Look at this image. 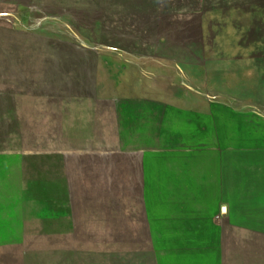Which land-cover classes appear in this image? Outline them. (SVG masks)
<instances>
[{
  "label": "rangeland",
  "instance_id": "374dc122",
  "mask_svg": "<svg viewBox=\"0 0 264 264\" xmlns=\"http://www.w3.org/2000/svg\"><path fill=\"white\" fill-rule=\"evenodd\" d=\"M4 145L0 264H264V0H0Z\"/></svg>",
  "mask_w": 264,
  "mask_h": 264
},
{
  "label": "water",
  "instance_id": "95a60500",
  "mask_svg": "<svg viewBox=\"0 0 264 264\" xmlns=\"http://www.w3.org/2000/svg\"><path fill=\"white\" fill-rule=\"evenodd\" d=\"M77 101L78 100H76V99L75 100H69L68 102H66V107L71 108L73 104L78 103ZM10 115L12 116L13 113H10ZM19 117L23 120V117L21 115H19ZM22 136H24V134H22ZM27 151H35V152H39V153H46L48 151V148H46V146L45 147L44 146L43 147L40 146V148H38L36 150H32L31 147L29 148V146L22 145L19 149H17V148L12 147L11 145H8L6 147L4 145V146H0V158H3L5 160H7V161L8 160L10 161V160L15 159L19 155L20 156L23 155ZM67 173L69 174V178H71L72 177L71 171L67 172ZM123 191H124V189H123ZM10 197L12 199H14L17 202V204L21 203L20 196L17 194V191H15V190L11 191L10 192ZM223 212L224 213L226 212L225 208L223 209ZM151 249H153V248H151ZM131 250L132 249H130V248L125 250V252L129 253V254L126 253V255H127V256H125V258H127L126 260H128L130 258V255L132 254ZM152 251H153V254H155L156 257L161 255V251H155V250H152ZM112 253L113 254H110L111 256H113V255L116 256V255L119 254V253H117V249L112 250Z\"/></svg>",
  "mask_w": 264,
  "mask_h": 264
},
{
  "label": "trees",
  "instance_id": "16d2710c",
  "mask_svg": "<svg viewBox=\"0 0 264 264\" xmlns=\"http://www.w3.org/2000/svg\"><path fill=\"white\" fill-rule=\"evenodd\" d=\"M43 30V29H42ZM153 51V50H152Z\"/></svg>",
  "mask_w": 264,
  "mask_h": 264
}]
</instances>
